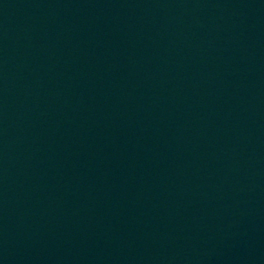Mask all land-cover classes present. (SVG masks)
<instances>
[{"label":"water","instance_id":"95a60500","mask_svg":"<svg viewBox=\"0 0 264 264\" xmlns=\"http://www.w3.org/2000/svg\"><path fill=\"white\" fill-rule=\"evenodd\" d=\"M0 264H264V0H0Z\"/></svg>","mask_w":264,"mask_h":264}]
</instances>
